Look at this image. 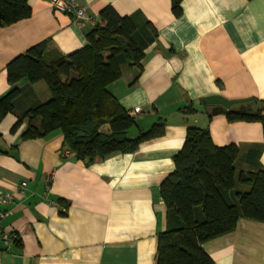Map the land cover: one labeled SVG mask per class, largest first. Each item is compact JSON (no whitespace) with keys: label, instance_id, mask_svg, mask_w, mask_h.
<instances>
[{"label":"crops","instance_id":"obj_1","mask_svg":"<svg viewBox=\"0 0 264 264\" xmlns=\"http://www.w3.org/2000/svg\"><path fill=\"white\" fill-rule=\"evenodd\" d=\"M27 3L28 19L0 27V98L15 87L20 108L49 100L41 83L8 85L6 66L42 42L65 56L80 50L111 7L121 17L138 14L157 39L144 51L137 81L138 70L122 66L108 91L131 116L140 110L130 137L158 121L165 127L132 154L86 166L64 157L59 132L22 140L26 124L12 133L16 117L7 115L0 122V201L11 202H0V229L11 242L0 243V264H156L157 234L166 229L159 187L174 170L187 128L208 129L216 147L235 145L236 171L264 168L261 123L228 122L220 106L202 103L219 96L262 109L254 101L264 102V0H183L178 18L171 0H78L85 11L79 25L48 0ZM202 249L214 264H264V224L240 219Z\"/></svg>","mask_w":264,"mask_h":264},{"label":"trees","instance_id":"obj_2","mask_svg":"<svg viewBox=\"0 0 264 264\" xmlns=\"http://www.w3.org/2000/svg\"><path fill=\"white\" fill-rule=\"evenodd\" d=\"M182 1L171 0L176 18ZM30 16L27 0H0L1 28ZM85 39L83 48L67 56L48 52V43L42 42L13 59L6 66L8 85L41 83L50 98L20 108L21 91L13 87L0 98V122L15 116L12 133L25 123L22 140L59 132L70 156L89 166L136 152L141 144L162 137L165 124L158 121L130 137L135 118L108 91L121 77L122 66L137 69V81L144 51L157 39L151 24L138 14L121 17L106 7ZM254 103L262 109L247 115L232 108L225 111L227 121L259 122L264 130V102ZM238 153L235 145L216 147L208 129H186L182 149L173 157L174 170L159 187L166 229L157 234L156 264H214L202 249L204 243L233 232L240 219L264 224V168L236 171Z\"/></svg>","mask_w":264,"mask_h":264},{"label":"built area","instance_id":"obj_3","mask_svg":"<svg viewBox=\"0 0 264 264\" xmlns=\"http://www.w3.org/2000/svg\"><path fill=\"white\" fill-rule=\"evenodd\" d=\"M52 10L56 13H60L63 15L71 16L74 23L80 24L81 21L85 18L84 8L78 4V0H48ZM140 110L136 109L132 112V116H136ZM64 157L69 156V152L63 151ZM25 184H21V188H24ZM2 204L7 205L11 202V197L6 196L3 200L0 201ZM2 214H0V218ZM11 240L10 235L0 229V243L4 246H9Z\"/></svg>","mask_w":264,"mask_h":264},{"label":"water","instance_id":"obj_4","mask_svg":"<svg viewBox=\"0 0 264 264\" xmlns=\"http://www.w3.org/2000/svg\"><path fill=\"white\" fill-rule=\"evenodd\" d=\"M202 103L205 105H215L220 106L225 111L233 108V106L249 104L250 100H240V101H230L219 96H212L202 99ZM259 111V108L255 104H249L247 108L241 111L243 114L252 115Z\"/></svg>","mask_w":264,"mask_h":264},{"label":"rangeland","instance_id":"obj_5","mask_svg":"<svg viewBox=\"0 0 264 264\" xmlns=\"http://www.w3.org/2000/svg\"><path fill=\"white\" fill-rule=\"evenodd\" d=\"M124 67H126V66H124Z\"/></svg>","mask_w":264,"mask_h":264}]
</instances>
